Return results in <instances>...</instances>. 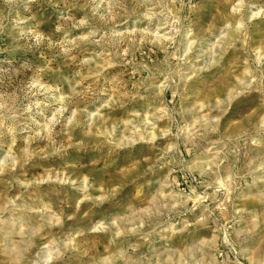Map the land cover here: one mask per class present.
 <instances>
[{
    "label": "clouds",
    "instance_id": "obj_1",
    "mask_svg": "<svg viewBox=\"0 0 264 264\" xmlns=\"http://www.w3.org/2000/svg\"><path fill=\"white\" fill-rule=\"evenodd\" d=\"M0 264H264V0H0Z\"/></svg>",
    "mask_w": 264,
    "mask_h": 264
},
{
    "label": "rangeland",
    "instance_id": "obj_2",
    "mask_svg": "<svg viewBox=\"0 0 264 264\" xmlns=\"http://www.w3.org/2000/svg\"><path fill=\"white\" fill-rule=\"evenodd\" d=\"M129 75H131V73H129Z\"/></svg>",
    "mask_w": 264,
    "mask_h": 264
}]
</instances>
